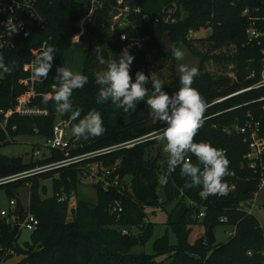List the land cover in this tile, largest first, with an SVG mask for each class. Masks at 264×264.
Wrapping results in <instances>:
<instances>
[{
    "label": "trees",
    "instance_id": "1",
    "mask_svg": "<svg viewBox=\"0 0 264 264\" xmlns=\"http://www.w3.org/2000/svg\"><path fill=\"white\" fill-rule=\"evenodd\" d=\"M117 1L106 0L105 7L95 11L86 24L91 43L90 52L94 47L98 55L95 59L89 55L83 69L88 83L74 90L70 98L73 108L80 111V117L76 120L71 118L70 113L56 111L54 94L59 88L56 69L62 66L68 68L64 54L77 31V22L88 11L85 0H46L42 8L47 22L45 27L33 29L32 35L21 40L15 50L0 51V62L10 69L7 73L0 69V110L7 112L13 109L16 99L25 92V87L19 81L26 77L21 66L29 60L30 51L44 41L55 49L52 70L48 78L37 85V91L47 94L49 102L42 103L43 96L33 101L34 105L49 114L42 117L13 115L8 124L10 139L0 126V148L15 143V139L21 136H39L45 141L52 136L53 126L60 120L70 121L73 127L93 110L100 113L105 128L104 133L98 137H80V142L70 151L49 150L50 155L42 160L31 159L25 163L22 158H8L0 153V179L70 157L139 141L131 148L0 186V189H5L10 200L19 197L21 188H28L29 210L39 220L38 229L31 233L32 243H25V247L21 248L19 254L22 257H19L17 264H264V230L259 228L255 217L246 214L244 206L241 209L258 192L264 156L262 163H258L255 169L250 168L245 159L249 149L243 136L227 135L222 131L223 126H231L236 122L243 125L247 115L251 114L260 123L261 134L264 136V85L205 110L202 126L197 130L194 142L210 143L223 151L228 166L222 182L225 190L232 185L235 189L202 198L199 195L202 190L200 187H186L190 181L180 175L179 167L175 172H168L165 145L150 137L166 127L160 121L152 122L146 116V100L150 93L144 101L138 102L137 108L124 112L111 101L98 104L96 98L99 86L95 83L96 73L107 67V64L99 63V55L105 61L118 60L119 55L128 50L135 57L130 68L135 78L137 72L147 76L144 71L147 57L155 51L157 57L164 61L163 64L173 63V78L165 89L171 96L179 91L181 85L175 72L177 60L171 53L165 54L162 51L161 41L169 38L174 50L183 43L201 57L202 68L192 87L199 92L206 107L218 98L249 89L262 80V55L261 47L249 40L247 30L251 20L243 13L249 10L250 17L263 19L264 0H182V19L173 26L164 25L156 21V18L174 0H125L148 16L146 21L142 20L140 14L131 19L140 29V36L147 37L145 42L138 44L122 43L118 32L108 35L100 31L103 30L101 24L105 26L109 18L111 5ZM257 23L260 26L263 24L261 21ZM200 28H210L212 34L206 39L207 44L200 45L206 48V52L198 49V53L197 48L191 44L193 39L188 40V36L191 31ZM128 34L137 39L131 29ZM223 47L232 49L215 54V50ZM209 62L233 66L228 73H232L234 78L228 74L205 73L204 66ZM145 87L149 89L148 81ZM232 108L235 109L231 112L206 119ZM14 127L16 130H13ZM186 158L189 163L203 167L193 154L188 153ZM97 161L108 166L118 164L117 175L123 189L105 190L100 185L83 181L78 167ZM163 175L167 176L166 184L160 183L159 178ZM47 180L52 181V195L49 197L43 183ZM82 185L94 191L95 204L79 194ZM72 193L77 197V205L70 213L68 202H58L57 194L70 197ZM171 204L174 207L167 213L166 235L151 244L150 253L147 245L153 238L154 224L151 221L144 224L147 211L153 208L163 211ZM114 207H117L118 212L111 213ZM205 208V217L199 219V213ZM151 213L155 214L153 211ZM221 218H227V223L221 222ZM21 220L22 217L18 219ZM196 225H200L204 233L194 240L192 234ZM224 226L235 227V234L225 243L210 245L209 228L215 232ZM123 229H129L132 235H123ZM169 232L175 236L173 244L169 241ZM20 235L17 225L8 224L0 216V247L17 251ZM248 252H252V255Z\"/></svg>",
    "mask_w": 264,
    "mask_h": 264
},
{
    "label": "built area",
    "instance_id": "2",
    "mask_svg": "<svg viewBox=\"0 0 264 264\" xmlns=\"http://www.w3.org/2000/svg\"><path fill=\"white\" fill-rule=\"evenodd\" d=\"M46 0H0V51L1 52H10L16 49L18 43L21 40L28 39L35 28H44L47 24L44 14H43V3ZM86 1V8L87 14L77 22V26L86 27L87 22L94 14L95 11L101 10L105 7L106 0H85ZM181 1L182 0H174L171 4L167 5L163 8L160 15L157 16L156 21H161L162 24L173 26L179 23L182 19L181 15ZM250 11L245 10L243 15L249 17L251 20V24L247 30V34L249 36L250 42L261 47V64H262V73H261V82L253 87L245 90H241L237 93L232 95H228L222 98H218L213 103L206 107H214L216 105L222 104L227 100L234 98L240 94L246 93L253 89L259 88L260 86L264 85V18H252L249 16ZM110 14H112V21L117 25V30H114L113 33L118 32L120 34V40L122 43L128 42H137L142 43L147 40V37L140 36V29L137 28L136 24H134L131 19L134 16L142 15V20H148V16L146 14L141 13V9L138 7L131 6L125 0H118L116 4L111 5ZM257 21H261L263 24L261 26L257 23ZM104 27V24H101ZM86 29V28H85ZM132 30L135 33V37L137 39L131 38L129 36L128 31ZM210 29V28H208ZM193 31L190 32L188 36V40H191L194 37ZM49 47L47 41H44L38 47L33 48L30 51V58L27 62L22 64L21 68L26 73V77L22 78L19 81V84L25 87V92L20 95L16 99V104L13 109L5 112L0 110V126L8 139H10V135L8 132V124L9 119L13 115H18L20 117H42L47 116L49 113L46 110L40 109L38 106L33 104V101L40 97L44 96L37 91V85L43 83L41 81H37L33 79L32 73V61L35 59L34 56L40 55L43 50ZM1 79H0V86H1ZM263 100V99H262ZM238 108V107H237ZM235 108L228 109L217 113L211 117L206 119H211L213 117L221 116L224 113L231 112ZM204 119V120H206ZM70 126V121L60 120L53 126V134L50 138L45 140V147L48 150L56 149L62 152L70 151L75 145L80 142V137H72L70 138L67 134V128ZM16 130V127L13 128ZM162 130V129H161ZM223 133L227 135H234L239 134L243 136V141L248 145V154L245 156V159L248 161V165L250 168L255 169L258 163H262V157L264 156V136L261 134V125L259 122L255 121L251 114L247 115V119L243 125L239 122L231 126H223L222 127ZM159 132V131H158ZM158 132L153 133L150 135L151 138H155ZM36 133H38L36 131ZM139 141H133L125 144H121L118 146L110 147L107 149L95 151L88 154H83L75 157L67 158L63 161L45 165L42 167H38L36 169L26 171L14 176H10L4 179H0V186L6 185L9 183H13L25 178L33 177L34 175L45 173L57 169H62L66 167H70L73 165L80 164L82 162H86L87 160L97 158L103 155H107L118 151L123 148H131L138 144ZM41 152L38 149H34L33 157L40 156ZM167 157L168 154L166 153ZM46 157V156H44ZM43 157V158H44ZM186 161L189 163V159L186 158ZM263 166V173L259 181L258 185V192L255 193L254 198L247 203H244L241 207L246 212L247 215H252V209L254 207L253 200L255 199L256 195L264 189V165ZM80 176L84 182L87 184H94L100 185L105 190H110L114 188L121 187L123 189V185H121L119 176L117 175L118 171V164L113 166L105 165L102 161H97L94 163H87L86 165H81L78 167ZM128 186V184H127ZM235 186L232 185L229 189L225 190V193L228 191H233ZM58 202H68L69 204V212L71 213L72 210L76 208L77 205V197L74 193L67 197L66 195L57 194ZM17 206V200L12 199L10 200V209L9 211L3 210L0 212V216L7 220L8 224L17 225L20 233L23 229L34 232L38 229L39 220L30 212L29 205L27 208H24L22 214V220L18 221L20 218H16L14 216V211ZM250 207V211H247V208ZM118 212L117 207H114L111 213ZM206 208L203 209L198 218L202 219L205 217ZM254 217V216H253ZM223 223H227V218H221L220 220ZM149 219L145 217L144 224H147ZM259 228L264 230V226H262L258 222ZM235 227L232 228L228 234V238L232 237L235 234ZM123 235L131 236L132 231L129 229L121 230ZM15 254V250L11 248H4L0 247V259L9 257ZM249 255H252V252H248Z\"/></svg>",
    "mask_w": 264,
    "mask_h": 264
},
{
    "label": "clouds",
    "instance_id": "3",
    "mask_svg": "<svg viewBox=\"0 0 264 264\" xmlns=\"http://www.w3.org/2000/svg\"><path fill=\"white\" fill-rule=\"evenodd\" d=\"M73 41L79 43L80 36H74ZM171 54L178 61H183L185 52L182 49L173 50ZM32 61V77L43 82L48 78L53 67L55 49L47 47L40 55L34 56ZM135 57L128 50H124L120 58L105 61L99 55L100 64H107L106 70L97 72L95 83L99 86L96 102L98 104L111 101L117 108L129 112L137 108L138 102L146 100L148 115L154 120L166 125L155 138L157 142L165 145L164 151L168 154V172H175L180 168V175L187 177L190 183L186 187H200L199 195L207 198L209 195L223 193L225 185L222 180L226 174L228 160L220 149L214 148L210 143H195L194 137L202 126V116L206 110V103L199 92L192 87L194 77L197 75L195 66L184 64L180 68V89L171 96L164 90L159 81H153L151 89L145 87L149 78L143 72H137L135 78L130 75V68ZM3 72L10 69L0 62ZM56 81L59 88L54 94L56 111L70 113L76 120L80 117V111L74 109L71 96L74 90L83 88L88 83V77L62 66L56 69ZM49 96L42 97V103L48 104ZM105 131L103 120L99 112H88L79 123L74 124L72 135L84 139L98 137ZM188 153L193 154L199 165H193L186 161ZM160 183L168 182L167 176L160 178Z\"/></svg>",
    "mask_w": 264,
    "mask_h": 264
},
{
    "label": "rangeland",
    "instance_id": "4",
    "mask_svg": "<svg viewBox=\"0 0 264 264\" xmlns=\"http://www.w3.org/2000/svg\"><path fill=\"white\" fill-rule=\"evenodd\" d=\"M103 28V30H100L104 32L105 34L107 33L108 35L112 34L114 30H117V25L112 21V14L109 15V18L106 21V25ZM105 29V30H104ZM76 33L73 35L80 36V42L77 43L73 41V37L71 39L70 46L66 50L64 54V59L66 61L68 69L72 70L75 73H80L83 75V69L84 65L90 55V38L87 35L85 27H77L76 28ZM212 34L211 29H206V28H200L197 31H194V34L192 35L194 39L192 40L191 44L201 51V52H206L205 47H200V45L203 46V44H207L208 42L206 39ZM202 39V40H201ZM205 40V41H204ZM209 47V46H208ZM94 48V47H93ZM230 48L223 47L220 50H215V54L218 53H224ZM198 51V53L200 52ZM203 54V53H200ZM98 55V53H97ZM120 58V55L119 57ZM167 62V61H165ZM164 61L160 58L157 57V53L151 52L148 54L147 57V67L145 68V72L147 73V77L149 78L148 84H149V89L152 87L153 81H159L164 90L166 89L167 86L172 81V76H171V65L173 63L167 62L166 64H163ZM171 68V69H170ZM233 66L228 65V64H222V65H217L214 62H209L204 66L205 73H210L212 75H221V74H228L229 77H233L232 73H228L229 70H231ZM130 75L134 79V73L130 71ZM151 95V91H149ZM146 109L148 112V107L146 105ZM146 116H148L150 119H152V122H156L158 120H154L151 118L148 113H146ZM58 123V122H57ZM72 126H69L67 128V134L70 138L75 137L72 135ZM15 143L3 146L0 148V153L3 156H6L8 158H22L25 163H29L31 159L34 161L37 160H42L44 156L48 157L50 155V152L48 148H46L45 141L39 137V136H21L17 137L15 139ZM39 145L38 146H36ZM35 145V147H34ZM34 149H38L41 152L40 156L33 157ZM165 156L166 152L164 151ZM44 185L48 189V197L52 195V181L47 180L43 182ZM79 194L88 199L92 200V202L95 204L96 202V194L94 191H92L89 186L87 185H82L79 187ZM163 197V196H162ZM21 200L23 207L27 208L29 205V190L28 188H21L20 189V195L17 197ZM15 198V199H17ZM254 207L252 209V215L256 218V220L264 226V189H262L255 197L253 200ZM174 207V204L166 206L165 210L161 211L160 208H153V209H148L147 211V218L149 221H151L154 224V235L151 241L147 245L148 251L151 253L152 248L151 244L158 238H163L166 235V223H167V213H169L172 208ZM10 209V199L7 197L5 189H0V212L3 210L9 211ZM153 211L155 214H152L151 211ZM251 209L250 207L247 208V211L249 212ZM232 228L228 226L224 227H219L215 230V236L218 243H225L228 240V234ZM202 233H204V229L200 225H196L193 227V234L192 238L195 240L198 238ZM169 241L173 244L175 242V236L169 232ZM25 243H32L31 240V232L23 229L21 231L20 238L18 240V245L20 248H18V245H16L17 251L15 250V254L11 255L9 257L3 258L2 261H0V264H17L19 257L21 254V248L25 247ZM20 249V250H19Z\"/></svg>",
    "mask_w": 264,
    "mask_h": 264
},
{
    "label": "water",
    "instance_id": "5",
    "mask_svg": "<svg viewBox=\"0 0 264 264\" xmlns=\"http://www.w3.org/2000/svg\"><path fill=\"white\" fill-rule=\"evenodd\" d=\"M161 47H162V51L165 54H170L171 53V48L174 50V45L170 42L169 38H165L161 41ZM176 49H182V51L185 52V58L183 61H178L177 60V64L175 67V72L177 75V78L180 81V68L183 67L184 64L190 65V66H195L196 71H197V75L196 77H194V80L198 77L201 68H202V59L201 57L195 55L191 49L187 46L184 45L183 43H180ZM90 56L91 58H96L97 57V49L93 48L92 51L90 52ZM193 80V81H194ZM94 188H96L95 186H93ZM17 200V206L16 209L14 211V216L16 218H20L23 214L24 211V207L23 204L21 202V200L19 198L16 199ZM208 241L210 245H216V239H215V234L212 230V228H209L208 230Z\"/></svg>",
    "mask_w": 264,
    "mask_h": 264
},
{
    "label": "crops",
    "instance_id": "6",
    "mask_svg": "<svg viewBox=\"0 0 264 264\" xmlns=\"http://www.w3.org/2000/svg\"><path fill=\"white\" fill-rule=\"evenodd\" d=\"M215 234V233H214ZM215 239H216V236H215ZM216 244H217V240H216Z\"/></svg>",
    "mask_w": 264,
    "mask_h": 264
}]
</instances>
